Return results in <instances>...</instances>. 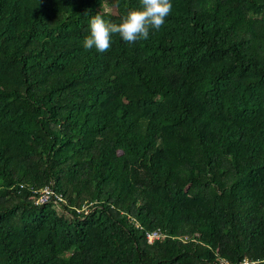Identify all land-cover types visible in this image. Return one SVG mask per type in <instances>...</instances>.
Masks as SVG:
<instances>
[{
    "label": "trees",
    "instance_id": "1",
    "mask_svg": "<svg viewBox=\"0 0 264 264\" xmlns=\"http://www.w3.org/2000/svg\"><path fill=\"white\" fill-rule=\"evenodd\" d=\"M171 3L98 53L140 0H0V264H264V0Z\"/></svg>",
    "mask_w": 264,
    "mask_h": 264
},
{
    "label": "clouds",
    "instance_id": "2",
    "mask_svg": "<svg viewBox=\"0 0 264 264\" xmlns=\"http://www.w3.org/2000/svg\"><path fill=\"white\" fill-rule=\"evenodd\" d=\"M172 9L171 0H140V6L127 11L120 23L110 22L98 12L90 18L89 34L83 39V48L106 53L112 47L114 35L126 44L146 41L151 30L158 31L165 25Z\"/></svg>",
    "mask_w": 264,
    "mask_h": 264
},
{
    "label": "built area",
    "instance_id": "3",
    "mask_svg": "<svg viewBox=\"0 0 264 264\" xmlns=\"http://www.w3.org/2000/svg\"><path fill=\"white\" fill-rule=\"evenodd\" d=\"M52 202L56 205H61L64 203V198L61 194L54 191L52 184L47 185L43 189L33 192V204L44 205ZM165 236L160 231L146 232L145 239L148 244H152L155 241L162 240ZM218 264H230L223 259H217ZM257 261H249L248 259H243L238 264H258Z\"/></svg>",
    "mask_w": 264,
    "mask_h": 264
},
{
    "label": "rangeland",
    "instance_id": "4",
    "mask_svg": "<svg viewBox=\"0 0 264 264\" xmlns=\"http://www.w3.org/2000/svg\"><path fill=\"white\" fill-rule=\"evenodd\" d=\"M102 12H109L112 14H115V7L113 5H109L107 3H104L103 7H102Z\"/></svg>",
    "mask_w": 264,
    "mask_h": 264
}]
</instances>
